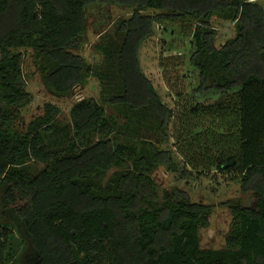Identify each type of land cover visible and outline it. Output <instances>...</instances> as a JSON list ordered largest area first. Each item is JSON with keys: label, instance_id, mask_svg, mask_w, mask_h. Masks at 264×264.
<instances>
[{"label": "trees", "instance_id": "trees-1", "mask_svg": "<svg viewBox=\"0 0 264 264\" xmlns=\"http://www.w3.org/2000/svg\"><path fill=\"white\" fill-rule=\"evenodd\" d=\"M112 6L127 15L97 22L105 25L92 45L100 58L89 61L79 51L88 13ZM215 16L237 32L220 47ZM168 21H180L194 45L199 101L191 111L202 127L194 140L220 145L215 168L256 196L253 206L227 202L232 221L220 248L201 246L213 206L177 188L161 199L153 176L161 165L178 169L164 147L174 110L144 72L140 46ZM24 49L33 50L53 94L69 95L94 77L99 98L75 102L66 123L47 102L18 130L21 107L32 100ZM212 94L215 103L201 101ZM33 161L44 166L33 171ZM0 264H264L263 3L0 0Z\"/></svg>", "mask_w": 264, "mask_h": 264}, {"label": "rangeland", "instance_id": "rangeland-1", "mask_svg": "<svg viewBox=\"0 0 264 264\" xmlns=\"http://www.w3.org/2000/svg\"><path fill=\"white\" fill-rule=\"evenodd\" d=\"M263 3L264 0H258ZM119 15H127V11L116 6L107 10H93L87 17V41L79 50L89 61L99 60L100 53L93 47L99 39V31L105 25H96L101 19H110ZM213 24L216 28V46L220 47L229 38L236 35L235 24L215 16ZM194 51L192 36L185 32L180 21H168L156 25L155 34L145 40L140 46V59L144 72L154 83L157 91L174 110V120L170 127V139L164 147L175 152L178 169H168L159 166L153 173L158 183L161 199L172 189L185 190L192 201L211 204L213 213L207 227L200 229L201 246L204 248H220L225 245V235L230 229L232 214L227 202L241 199L245 205L253 206L256 196L253 190H244L239 179H234L232 173H223L214 166V157L220 152L219 146L210 142L195 141L196 132L201 130L200 118L192 113L197 101L192 89L197 84V71L189 64V57ZM23 68L26 88L32 95V100L21 107V116L16 120L15 128L25 131L35 117L45 113V104L51 102L61 109L59 122L70 121V110L75 102L84 97L100 96V83L92 77L84 86H79L69 95H57L49 91L44 84L41 71L34 63L32 49H24ZM217 95H210L201 101L206 105L215 103ZM211 118L210 112L203 118ZM202 118V119H203ZM199 119V120H198ZM202 121V120H201ZM209 144V146H208ZM214 158V159H212ZM194 159V163L190 160ZM199 160V161H198ZM200 164L195 165V162ZM213 164V165H211ZM195 165V166H193ZM44 166L40 162H31L33 171Z\"/></svg>", "mask_w": 264, "mask_h": 264}, {"label": "water", "instance_id": "water-1", "mask_svg": "<svg viewBox=\"0 0 264 264\" xmlns=\"http://www.w3.org/2000/svg\"><path fill=\"white\" fill-rule=\"evenodd\" d=\"M233 162L234 161L228 162V163L225 164V166L230 165V164H233Z\"/></svg>", "mask_w": 264, "mask_h": 264}, {"label": "built area", "instance_id": "built-area-1", "mask_svg": "<svg viewBox=\"0 0 264 264\" xmlns=\"http://www.w3.org/2000/svg\"><path fill=\"white\" fill-rule=\"evenodd\" d=\"M82 99V98H81Z\"/></svg>", "mask_w": 264, "mask_h": 264}]
</instances>
